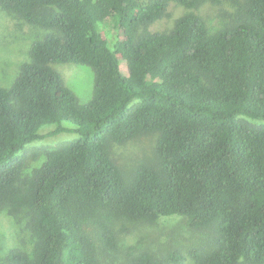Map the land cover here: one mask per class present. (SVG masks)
I'll return each mask as SVG.
<instances>
[{
	"label": "trees",
	"instance_id": "trees-1",
	"mask_svg": "<svg viewBox=\"0 0 264 264\" xmlns=\"http://www.w3.org/2000/svg\"><path fill=\"white\" fill-rule=\"evenodd\" d=\"M220 1L0 0L48 32L0 87V211L28 210L35 238L33 256L13 250L9 264H100L128 225L173 216L208 230L211 248L130 247L127 264H264V0H227L212 31L193 10ZM171 2L188 12L150 32ZM57 64L92 71L86 104ZM69 132L22 176L28 145ZM143 137H155L154 160L124 170L113 146Z\"/></svg>",
	"mask_w": 264,
	"mask_h": 264
},
{
	"label": "rangeland",
	"instance_id": "rangeland-1",
	"mask_svg": "<svg viewBox=\"0 0 264 264\" xmlns=\"http://www.w3.org/2000/svg\"><path fill=\"white\" fill-rule=\"evenodd\" d=\"M227 0L218 3H205L193 10L201 16L213 31L220 27L231 12ZM188 12L187 9L171 2L166 16L149 27L150 32L169 30L177 18ZM110 34L116 38L117 24L108 22ZM48 32L31 26L22 19L0 10V87H9L16 79L20 67L29 61L31 45L42 39ZM64 83L73 91L79 104H86L93 93V73L86 66L54 65ZM121 74L128 78L125 62L120 63ZM55 130L54 126L42 128L40 134L48 135ZM77 139V134L69 132L46 137L26 147L20 155L26 160L22 176H29L33 169L45 161L47 150L59 147ZM155 137H143L113 146V156L124 170L129 171L142 160L153 161ZM30 213L24 209L16 215L10 214L7 208L0 211V264H9L6 260L10 251L16 250L32 257L35 238L30 230ZM129 234L121 238L116 253L101 254L100 264H127V253L130 247L137 250H148L161 254L170 249L183 250L198 248L208 251L212 246V234L208 230L190 229L180 216L160 219L156 224L128 225ZM185 264H196L189 257ZM238 264H246L240 262Z\"/></svg>",
	"mask_w": 264,
	"mask_h": 264
}]
</instances>
